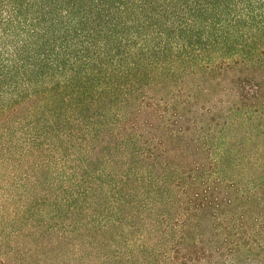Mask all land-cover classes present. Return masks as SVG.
<instances>
[{
	"label": "trees",
	"instance_id": "obj_1",
	"mask_svg": "<svg viewBox=\"0 0 264 264\" xmlns=\"http://www.w3.org/2000/svg\"><path fill=\"white\" fill-rule=\"evenodd\" d=\"M0 264H264V0H0Z\"/></svg>",
	"mask_w": 264,
	"mask_h": 264
}]
</instances>
